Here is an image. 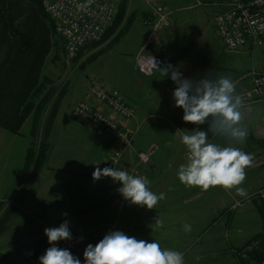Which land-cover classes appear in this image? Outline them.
<instances>
[{"label": "crops", "instance_id": "crops-1", "mask_svg": "<svg viewBox=\"0 0 264 264\" xmlns=\"http://www.w3.org/2000/svg\"><path fill=\"white\" fill-rule=\"evenodd\" d=\"M164 1L176 11L172 15L171 26L166 28L160 35L159 41L149 48V52L158 58V68L177 66L185 77L192 79H202L205 76L212 79L228 77L235 83L236 94L240 96L250 90L252 84L249 78H244L246 73L237 78L236 73L231 74L233 67L229 63L221 62L222 56L231 53L223 47L212 25L211 17L217 6H194L192 0ZM146 9L148 7L144 4L143 10ZM208 26L214 28L216 42L209 39ZM137 28H146L144 35L148 36L150 27L144 25L139 19L132 21V25L124 35L136 31ZM141 45L129 54L133 58L134 75L129 83H117L111 86L106 83L111 93L124 98L137 108L136 117L123 122V127L135 135L134 147L125 154L116 169L126 170L130 175H134L133 167L138 162L137 153L157 145L151 162L154 166L149 164L142 165L140 168L149 181V189L157 195L165 193L166 199L159 201L154 209L149 210L146 206L132 205L125 201L117 191L121 184L114 183L110 177L94 181L92 173L96 167L101 168V162L109 154L113 141L96 127L75 115L77 102L87 93L73 100L64 97L47 137L48 159L44 167L37 171L25 196L27 208L40 209L43 208L39 205L41 198L44 199L47 195L55 193L58 198L57 203L55 202L54 206L45 207L39 213L47 210L46 214L54 217L55 223L48 228L59 227L67 220L71 233L89 229L98 231L99 234L97 233L95 236L97 238L94 239L96 241H100L109 231L116 230L134 237L143 231L157 230L155 220L158 218L163 219L162 227H165L166 213L171 209L169 200L172 198L184 200L186 194L181 187H177V192L171 189L174 183L180 182L177 175L180 166H176L178 157L184 151L187 155L186 146L182 144L180 137L187 131L196 129L205 131V129L203 125H194L183 120V109L175 107L173 92L176 85L170 77H163L158 68L150 76L142 74L137 69L136 55ZM242 99L241 124L246 126L247 137L246 143L240 149L257 156L259 151L264 149V99L251 100L244 97ZM162 122L165 124L163 125ZM168 122L172 125L170 126ZM142 124L148 125L143 128ZM2 130L9 133L3 128L0 129L1 133H3ZM6 140L7 134L0 136V148ZM88 153L92 155V158H86ZM81 167L84 168L78 170ZM257 167L259 166L252 165L250 168ZM68 174H73L74 180H69L66 177ZM260 187H264V184L252 189L247 188L246 197ZM236 198H244V196ZM64 213H67V216L63 215ZM148 225L154 228L141 229ZM212 242L215 243V237ZM46 245L51 246L48 240ZM80 249L78 253L83 255L81 251L84 247ZM78 253L74 255L83 264L84 256L77 255Z\"/></svg>", "mask_w": 264, "mask_h": 264}, {"label": "rangeland", "instance_id": "rangeland-1", "mask_svg": "<svg viewBox=\"0 0 264 264\" xmlns=\"http://www.w3.org/2000/svg\"><path fill=\"white\" fill-rule=\"evenodd\" d=\"M143 3L146 4V0H128L127 16H135L134 19H139L142 22V19L150 14L147 4L148 9L143 10ZM220 10V7L217 6L211 17L214 28V17ZM131 25L132 23H125V33ZM214 28L208 26L207 31L209 39L216 42V28L215 30ZM146 31V28H137L132 33L123 34L119 41L112 46L108 45V41L102 42L96 47H92L90 45L92 43H90L88 44L90 46L84 48L81 53L79 52L74 59H68L63 49V38L57 37L55 39L56 45L47 55L43 67V73L50 81L47 82L46 87L55 88L54 98L57 97V94L62 93L63 98L73 100L83 97L84 93H87L88 85L94 78L104 81L109 86L117 85V83H129L134 76L133 58L129 54L134 48L145 43L147 36L144 34ZM143 40L144 43H142ZM250 47L227 50L231 54H226L221 58L222 63H229L233 67L231 74L236 73L237 78L251 70L264 69V44L257 48ZM84 98L85 95L82 99ZM162 124L164 125L165 122ZM168 124L172 125L170 122ZM31 125L32 119L29 118L20 135H13L11 132H5V130H2L3 133L0 132V136L7 134V140L1 147L2 149L0 148V219L2 218L0 221L4 224V229L0 234V253L5 256L0 258V264H5L4 260L10 264H40L39 257L44 255L46 249L50 247L46 245L48 239L44 234V229L52 227L55 219L52 215L46 214L47 210L44 213H39L45 207L54 206L58 198H56L55 193L47 195L44 199L41 198L39 205L43 208L40 209L27 208L25 204L27 188L37 173L34 169L29 170L26 174L23 172L27 148L33 139ZM142 125L144 128L148 124ZM202 127L207 132L209 125L205 123ZM44 128V124L41 122L37 140L43 137ZM208 135L210 142L222 147L235 145L234 147L241 148L246 143V140L241 144L224 137L213 136L210 132ZM91 156L88 153L86 158L90 159ZM107 156L101 162V169ZM186 163L187 155L184 151L180 153L176 166ZM151 166L154 165L151 164ZM66 177L69 180H74L73 174H68ZM14 181L15 183H13ZM262 184H264V165L255 169L247 168L246 179L241 187H245L247 190V188L252 189ZM177 187H181L186 196L184 200L178 198L169 200L171 201V209L166 213L165 227L153 231H143L141 234L135 235V238L147 242L156 240L162 249L183 253L184 264H255L248 257L245 262L239 260L237 249L245 246L262 231V221L254 201L264 199H252L250 196L263 187L251 193L248 196L249 199L248 197L235 199L239 196L235 189L227 191L219 186L210 187L207 191H203L199 187H187L177 182L172 185V191L177 192ZM236 202L237 205L234 207ZM224 211L227 212L223 213ZM185 223L191 225L190 232H185L183 228ZM151 228L154 227L148 225V227L141 229L149 230ZM83 232L93 233L86 241L69 249L72 255L78 253L81 250L80 247H84L85 250L88 244L95 246L99 242L94 240L97 238L95 236L98 231L89 229L72 234ZM214 237L215 243L212 242ZM79 254L83 256L82 253L77 255Z\"/></svg>", "mask_w": 264, "mask_h": 264}, {"label": "clouds", "instance_id": "clouds-1", "mask_svg": "<svg viewBox=\"0 0 264 264\" xmlns=\"http://www.w3.org/2000/svg\"><path fill=\"white\" fill-rule=\"evenodd\" d=\"M93 0H87L90 5ZM157 68V62L155 65ZM163 77H170L176 88L173 92L175 107L183 109V120L194 125H209L208 131L193 130L180 137L187 149V163L180 165L177 175L187 187H199L207 191L210 187L235 189L239 196H247L241 187L246 179V169L253 164L251 154L240 148L220 146L209 140L208 133L224 137L237 143H244L247 130L241 125L243 99L236 94V85L228 77L216 79L205 76L202 79L185 77L177 66L158 68ZM110 177L119 182L117 189L125 201L152 210L159 201L166 199L165 193L157 195L148 187L146 177L130 175L126 170L96 167L92 173L94 181ZM63 215L67 216V213ZM156 228L163 226V219L155 220ZM185 232L191 225H183ZM44 234L51 245L39 257L40 264H81V260L68 249L57 247L61 240H71L69 222L59 227L45 228ZM84 264H184L183 253L162 249L159 242H147L126 235L123 231H109L95 245L88 244L83 252Z\"/></svg>", "mask_w": 264, "mask_h": 264}, {"label": "built area", "instance_id": "built-area-1", "mask_svg": "<svg viewBox=\"0 0 264 264\" xmlns=\"http://www.w3.org/2000/svg\"><path fill=\"white\" fill-rule=\"evenodd\" d=\"M45 12L54 24L56 34L64 41L68 59H74L83 47L101 40L113 24L119 7V0H40ZM194 6L216 5L220 11L214 17L215 28L226 50H238L248 46L257 48L264 44V0H219L204 2L192 0ZM150 14L142 23L150 27L145 43L136 55V67L144 75H153L159 67L158 58L149 52V48L160 39L161 33L172 24V15L176 11L164 0H146ZM244 78L251 80L250 90L241 94L245 99H264V69L251 70ZM75 115L100 130L113 141L110 153L105 158V167L117 168L125 154L134 147L135 135L123 127V122L134 119L137 115L135 105L110 92L108 85L94 78L88 85L87 95L77 102ZM156 146L137 153L138 162L133 167V174L146 177L140 166L152 162ZM253 157V164H264V149ZM104 178V177H102ZM254 198L264 199V187L257 190ZM249 199V197H248ZM236 204L234 207H236ZM92 232L72 234L71 240H61L57 247L71 249L86 241Z\"/></svg>", "mask_w": 264, "mask_h": 264}, {"label": "trees", "instance_id": "trees-1", "mask_svg": "<svg viewBox=\"0 0 264 264\" xmlns=\"http://www.w3.org/2000/svg\"><path fill=\"white\" fill-rule=\"evenodd\" d=\"M127 11L128 0H119L113 24L101 40L90 45L96 47L105 41L109 46L115 45L126 31L125 23L131 24L134 20L135 16H127ZM57 37L53 21L40 0H0V127L20 135L27 119H32L33 139L27 148L23 167L25 174L31 169L37 172L46 164L49 151L47 137L63 99L62 93L54 98L55 88L46 87L50 81L43 73L47 55L56 45ZM62 42L65 50L63 39ZM41 122L45 127L44 134L37 140ZM254 203L262 221V231L237 252L242 262L248 257L255 264H264V200ZM3 229L4 224L0 221V234ZM4 257L0 253V258Z\"/></svg>", "mask_w": 264, "mask_h": 264}]
</instances>
